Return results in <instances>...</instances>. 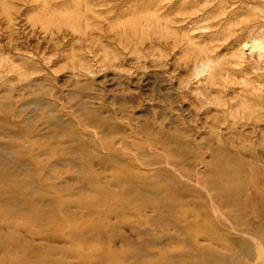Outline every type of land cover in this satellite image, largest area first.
<instances>
[{"label": "rangeland", "instance_id": "obj_1", "mask_svg": "<svg viewBox=\"0 0 264 264\" xmlns=\"http://www.w3.org/2000/svg\"><path fill=\"white\" fill-rule=\"evenodd\" d=\"M169 2L0 0V264H264V61L237 42L264 0L196 29ZM218 160L262 194L217 197Z\"/></svg>", "mask_w": 264, "mask_h": 264}, {"label": "bare ground", "instance_id": "obj_2", "mask_svg": "<svg viewBox=\"0 0 264 264\" xmlns=\"http://www.w3.org/2000/svg\"><path fill=\"white\" fill-rule=\"evenodd\" d=\"M170 0L169 6L170 8H167V12H171L170 9L172 7H177V11H179L181 14H188L186 17H183L181 19L179 18H174V19H167L165 21L166 26L169 24H176L178 21H184L186 20V24L192 26V29H196L199 26H201V23H205L208 21V23H205L202 27H215L218 25V22L215 21V17H219L218 12H214L210 14L208 12V8L212 4H216L219 2V0ZM202 4H204L202 6ZM193 11V12H190ZM198 11V12H196ZM236 12V11H235ZM235 12H229L228 14V19H225L226 22H230L233 19V14ZM254 18L251 20L250 23H245L241 27L242 33L249 32L251 31V34L247 36L248 39L244 37H240L241 35L238 36L237 42L241 43L244 41V46H248V49L250 50L251 54H257L258 59H261L264 61V14H260L258 12L253 13ZM212 21V22H209ZM170 26V25H169ZM206 27V28H207ZM255 29L258 30V35L252 34L255 32ZM232 32H229L227 35L224 37H228V40L231 38ZM241 34V33H240ZM176 41H184V40H189V37L186 34H183L174 37ZM241 41V42H240ZM180 44H177L178 46ZM243 46V47H244ZM199 53H205V49H200L197 50ZM205 56H208L205 55ZM213 60L207 58V60H203L201 65L197 68L196 74L197 75H204L207 71L212 73L213 70ZM222 70L224 69L221 68ZM227 70L230 68H226ZM26 133V132H25ZM172 161L176 162L175 158L171 159ZM213 167H219L221 175H213L212 179L210 180V184L213 185L214 189L216 191H223L221 194H219L217 197L221 198H230V199H238V198H244L246 197L245 195L248 194V197L255 198L258 197L262 192H260L259 189L256 187H253L252 185L255 184V179L253 178V170L251 173V176L246 177L245 175H242V173L239 170V167H241V163L237 162L236 160H218L216 161ZM118 173L121 174L123 172V169L125 168H117ZM235 169H238L236 171ZM255 172V171H254ZM243 179V181H242ZM102 194L95 193L92 195L88 201V206L90 208H97V206L101 203V198ZM256 199V198H255ZM118 200H121V198H115L114 201L117 203ZM91 221V219H90ZM93 225L96 224V220L92 221ZM238 260V258L236 259ZM236 260H233L234 262ZM14 262H17L16 259H13ZM232 261V260H231ZM233 264V262H232ZM237 264V263H236Z\"/></svg>", "mask_w": 264, "mask_h": 264}]
</instances>
